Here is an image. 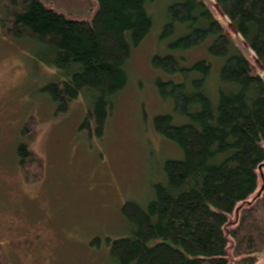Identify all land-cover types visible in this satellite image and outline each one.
I'll use <instances>...</instances> for the list:
<instances>
[{
    "label": "trees",
    "instance_id": "obj_1",
    "mask_svg": "<svg viewBox=\"0 0 264 264\" xmlns=\"http://www.w3.org/2000/svg\"><path fill=\"white\" fill-rule=\"evenodd\" d=\"M158 1V43L166 48L151 66L172 108L153 127L181 157L161 161L145 201L123 203L125 230L105 239L109 257L113 264H257L264 252V0H0V35L27 40L36 60L56 70L42 90L56 115L84 97L79 131L101 139L129 85L134 50L155 27ZM203 45L223 60L218 76L208 56H185ZM16 155L27 182L43 178L29 145L19 143Z\"/></svg>",
    "mask_w": 264,
    "mask_h": 264
},
{
    "label": "rangeland",
    "instance_id": "obj_2",
    "mask_svg": "<svg viewBox=\"0 0 264 264\" xmlns=\"http://www.w3.org/2000/svg\"><path fill=\"white\" fill-rule=\"evenodd\" d=\"M161 3L151 6L155 27L134 50L129 85L119 95L101 139L79 131L87 106L84 97L75 100L67 113L56 115L55 104L42 91L55 78L56 70L36 60V48L27 40L0 35V221L8 224L7 236H14L15 244L27 235L31 242L37 236L45 241L35 249L36 254L29 253L27 244L25 256L8 251L9 263L3 257L0 264H113L105 239L125 230L123 203L145 201L161 161L181 157L180 149L153 127L154 117L172 108L156 90L159 73L151 66V57L166 48L158 43L163 24ZM214 10L235 36L229 21L217 7ZM206 45L185 56L189 61L208 56L213 75L218 76L223 60L211 57ZM251 60L260 70L256 58ZM29 121L31 126L23 136ZM21 142L44 164L39 181L27 182L20 169L16 149ZM237 215L231 217V225ZM95 238L102 240L100 246L92 244ZM257 264H264V252Z\"/></svg>",
    "mask_w": 264,
    "mask_h": 264
},
{
    "label": "flooded vegetation",
    "instance_id": "obj_3",
    "mask_svg": "<svg viewBox=\"0 0 264 264\" xmlns=\"http://www.w3.org/2000/svg\"><path fill=\"white\" fill-rule=\"evenodd\" d=\"M7 223H4L2 221H0V262L2 261L3 257L6 258L7 262L9 263L10 261V255L8 254V251H11L13 253H17L18 257H22L25 256V245L27 244V247L30 248L29 253L32 252L34 254L37 253V250H35L36 248H38L39 246H43V244H45V241L42 242L43 239H41L39 236H37L35 242H31L29 241V235H27V237L25 239H19L18 243H16L15 238H10V236H7L6 230H7ZM24 233V230H23ZM21 234V232H19V235ZM25 235L28 234L25 230ZM37 242V243H36ZM36 243V244H34ZM41 243V244H40ZM31 245H32V249L31 250ZM17 250V251H16ZM23 253V255H22Z\"/></svg>",
    "mask_w": 264,
    "mask_h": 264
}]
</instances>
